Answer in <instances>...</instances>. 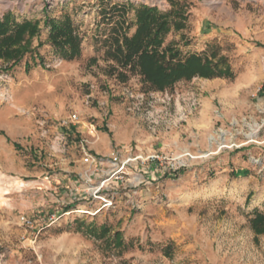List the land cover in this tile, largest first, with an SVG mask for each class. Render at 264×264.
I'll list each match as a JSON object with an SVG mask.
<instances>
[{
    "label": "rangeland",
    "instance_id": "rangeland-1",
    "mask_svg": "<svg viewBox=\"0 0 264 264\" xmlns=\"http://www.w3.org/2000/svg\"><path fill=\"white\" fill-rule=\"evenodd\" d=\"M144 4L181 13L163 44L178 60L217 55L229 72L158 90L109 55ZM6 15L40 31L18 64L0 59V264H264V0H0ZM66 16L75 58L48 40ZM100 131L109 153L92 148ZM84 150L131 158L111 210L87 194L107 165Z\"/></svg>",
    "mask_w": 264,
    "mask_h": 264
},
{
    "label": "trees",
    "instance_id": "trees-1",
    "mask_svg": "<svg viewBox=\"0 0 264 264\" xmlns=\"http://www.w3.org/2000/svg\"><path fill=\"white\" fill-rule=\"evenodd\" d=\"M115 5L121 14V20L125 21L127 8L133 6L132 2ZM171 14H174L173 17L181 15L176 11L162 13L155 6L141 5L137 9V27L134 34L128 36L127 32L123 31L124 24H117L112 39L116 47L113 51L109 47L108 54L123 66H130L158 90L168 89L183 79L189 80L196 76L214 78L226 75L228 68L217 69L213 64L212 60L217 55L209 57L192 53L185 59L178 60V50L172 46L163 47L164 35L170 31L171 25L174 24L176 28L181 26L176 19H171ZM11 20V15L0 17V59L13 61L16 65L28 51L22 46L26 35L29 34L25 43L28 44L40 29L38 22L24 21L13 24ZM48 25V40L55 49L69 58L77 57L81 52L82 38L73 19L66 16L63 21L50 20ZM252 222L257 230L259 225L264 226V212L258 211ZM261 231H264V227Z\"/></svg>",
    "mask_w": 264,
    "mask_h": 264
},
{
    "label": "built area",
    "instance_id": "built-area-1",
    "mask_svg": "<svg viewBox=\"0 0 264 264\" xmlns=\"http://www.w3.org/2000/svg\"><path fill=\"white\" fill-rule=\"evenodd\" d=\"M77 115L74 114L71 116V121L77 120ZM131 158L123 160L120 154L113 152L108 157H98L90 153L87 150H84V162L101 166L102 164L107 165V171L105 174V178L100 184L91 185L88 187L87 194L94 200L99 201L100 208L98 210H111L116 207V196L118 195V190L116 186H113L114 179L115 180H124L126 176L129 174V168ZM86 171L85 174H87ZM96 169L93 170L89 177L85 178L81 176V180L83 183H89L92 181V175L95 174ZM117 190V191H116ZM28 224L32 225L31 221H28Z\"/></svg>",
    "mask_w": 264,
    "mask_h": 264
},
{
    "label": "crops",
    "instance_id": "crops-1",
    "mask_svg": "<svg viewBox=\"0 0 264 264\" xmlns=\"http://www.w3.org/2000/svg\"><path fill=\"white\" fill-rule=\"evenodd\" d=\"M92 148L99 153H109L111 151V140L109 136L100 131V134H98L97 140L92 145Z\"/></svg>",
    "mask_w": 264,
    "mask_h": 264
}]
</instances>
